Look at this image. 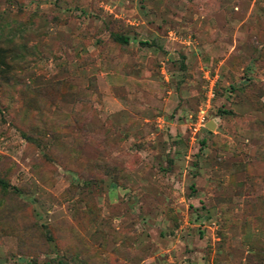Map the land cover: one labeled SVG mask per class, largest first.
<instances>
[{"label":"rangeland","instance_id":"1","mask_svg":"<svg viewBox=\"0 0 264 264\" xmlns=\"http://www.w3.org/2000/svg\"><path fill=\"white\" fill-rule=\"evenodd\" d=\"M0 58V264H264V0H0Z\"/></svg>","mask_w":264,"mask_h":264},{"label":"trees","instance_id":"2","mask_svg":"<svg viewBox=\"0 0 264 264\" xmlns=\"http://www.w3.org/2000/svg\"><path fill=\"white\" fill-rule=\"evenodd\" d=\"M2 57V56H1ZM2 58H0V69H1V67L2 66H4L5 64H4V62H3V60H1Z\"/></svg>","mask_w":264,"mask_h":264}]
</instances>
